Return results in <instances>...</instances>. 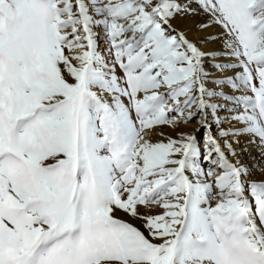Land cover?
<instances>
[{
    "label": "snow or ice",
    "instance_id": "obj_1",
    "mask_svg": "<svg viewBox=\"0 0 264 264\" xmlns=\"http://www.w3.org/2000/svg\"><path fill=\"white\" fill-rule=\"evenodd\" d=\"M241 136L264 160V0H0V264H264Z\"/></svg>",
    "mask_w": 264,
    "mask_h": 264
},
{
    "label": "bare ground",
    "instance_id": "obj_2",
    "mask_svg": "<svg viewBox=\"0 0 264 264\" xmlns=\"http://www.w3.org/2000/svg\"><path fill=\"white\" fill-rule=\"evenodd\" d=\"M193 6L195 7V5ZM207 20L208 18L205 15L200 14L196 16L179 18L175 21V25L181 29H186V28L191 29V31L189 32V38L201 40L202 42L200 43L199 46L201 47L202 50L207 51V52L221 51L223 48V45L219 40L208 39L209 36H218L223 31V29L219 25H213L207 31H204V32L198 31L196 28V25H198L201 22H207ZM98 30H99L98 33L101 34V37H103L104 33L102 29H98ZM99 40L101 41V50L103 52L105 49V41L103 39H99ZM217 61L223 62V58L218 57ZM205 68L207 71L213 73V78H223L224 75H228V76L233 75L231 71L224 73V74L218 73L217 70L212 68L211 66V58H208L205 61ZM207 87H209L210 89H215L217 91L221 90L217 88L215 84H212V83H209ZM222 87L226 93L231 92V89L228 86L225 85ZM214 99L219 100V97L214 98ZM220 115L221 116L225 115V112L221 111ZM234 123L235 122H233V124ZM198 126L199 125L197 123L190 124V125H184L180 130L191 133V132H195ZM231 126L232 124L223 125V127L226 129ZM235 126L240 127L241 125L236 124ZM212 128H213V132L215 133L217 131L216 126L213 125ZM162 131L165 133H169L172 136L176 135V132L172 131V129L168 127H164ZM237 139H239V144H236L235 142H233V147L236 149L238 153H240V157L243 163L249 167L251 171V179H256V180L264 179V167L262 168L252 167L253 165H256V164H260L264 166V160L261 159L258 149L256 148L255 144H252L249 142L250 138L248 136H241V137H238ZM244 149H247V151H244ZM124 218L129 219L128 217H124ZM132 222L135 223L137 226H140L139 221H132Z\"/></svg>",
    "mask_w": 264,
    "mask_h": 264
},
{
    "label": "rangeland",
    "instance_id": "obj_3",
    "mask_svg": "<svg viewBox=\"0 0 264 264\" xmlns=\"http://www.w3.org/2000/svg\"><path fill=\"white\" fill-rule=\"evenodd\" d=\"M99 30L97 29V32H98ZM100 35V37H101V34H99ZM99 48H100V51L102 52V50H101V41L99 40ZM195 122H192V123H188V124H186V125H190V124H194ZM199 127V126H198ZM196 131V130H195ZM197 134V136H198V138H199V141H200V145H201V147H203V142H204V139H205V136H206V133L203 131V130H201V131H199V132H197L196 133ZM203 163V162H202ZM203 166L205 167V168H207V167H209V165L207 164V163H203Z\"/></svg>",
    "mask_w": 264,
    "mask_h": 264
}]
</instances>
